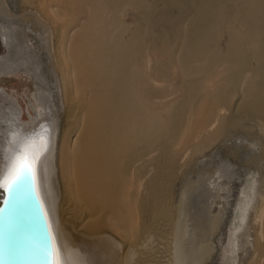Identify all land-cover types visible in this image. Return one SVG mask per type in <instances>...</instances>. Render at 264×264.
Segmentation results:
<instances>
[{
	"label": "bare ground",
	"instance_id": "1",
	"mask_svg": "<svg viewBox=\"0 0 264 264\" xmlns=\"http://www.w3.org/2000/svg\"><path fill=\"white\" fill-rule=\"evenodd\" d=\"M0 38L44 112L0 87V174L30 145L61 264H210L229 218L264 264V0H0Z\"/></svg>",
	"mask_w": 264,
	"mask_h": 264
},
{
	"label": "water",
	"instance_id": "2",
	"mask_svg": "<svg viewBox=\"0 0 264 264\" xmlns=\"http://www.w3.org/2000/svg\"><path fill=\"white\" fill-rule=\"evenodd\" d=\"M59 259L35 177L13 192L0 189V264H61Z\"/></svg>",
	"mask_w": 264,
	"mask_h": 264
},
{
	"label": "rangeland",
	"instance_id": "3",
	"mask_svg": "<svg viewBox=\"0 0 264 264\" xmlns=\"http://www.w3.org/2000/svg\"><path fill=\"white\" fill-rule=\"evenodd\" d=\"M38 29L35 27L33 28V30L29 33V38L31 39L32 42L35 43V45H39L40 42V38L38 35ZM6 48H4V45L2 43V40L0 38V55H5V53L7 54V50H5ZM35 80L32 78L31 75L28 76H24L22 73H18L17 75H9V76H2L0 77V87H3L7 90L8 94L15 97L16 100L18 101V103L20 104V106L22 107V111L24 113L25 119L27 121H29V116H28V111L32 113V110L30 109V104L29 102L33 100V92L35 91ZM38 109L37 112H33L32 114L35 116V125H39L38 123V119H43L44 116V112H43V108L41 105H37ZM37 120V121H36ZM32 122V123H34ZM45 122V121H44ZM38 123V124H37ZM47 133V131H46ZM257 136V132H252L250 133V135H246L243 131L241 130H237L234 132L233 136H232V141L234 144L236 143L238 145L237 148V154H238V161L237 158H230V162L232 163V171L230 173V175H232L231 177L234 179L235 184L233 186V193L234 196L233 198H238L240 195V191L242 190L243 186H244V181H237V172L239 175H241V180L245 179V172L244 169L241 168L239 165L242 164V162L245 160V158L250 154L248 149L246 148V143L248 142L246 139L244 138H254ZM230 143V142H229ZM222 155V154H221ZM240 163V164H239ZM236 173V174H235ZM234 176V177H233ZM236 176V177H235ZM224 193V191H223ZM230 214V212L228 213ZM230 219V218H229ZM229 219L224 222L225 224L222 226V234L220 237V241H219V252L218 253H222V249L221 248H226L227 246H231L232 242H233V235L231 232V228L230 225H226V223H229ZM224 231V232H223ZM224 233V234H223ZM221 253L219 254V256L217 254L216 257L214 256V258L212 259L210 264H236L239 262L240 257L238 255V252L235 254V256L233 257V260L230 259V257L228 258V253L227 255H222ZM234 261V262H233Z\"/></svg>",
	"mask_w": 264,
	"mask_h": 264
},
{
	"label": "snow or ice",
	"instance_id": "4",
	"mask_svg": "<svg viewBox=\"0 0 264 264\" xmlns=\"http://www.w3.org/2000/svg\"><path fill=\"white\" fill-rule=\"evenodd\" d=\"M37 155L30 150V145L23 144L19 151L9 161L6 171L0 174V189L13 192L29 177H35L34 165ZM51 257V252H49ZM51 264H56L52 260Z\"/></svg>",
	"mask_w": 264,
	"mask_h": 264
}]
</instances>
